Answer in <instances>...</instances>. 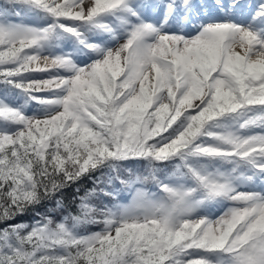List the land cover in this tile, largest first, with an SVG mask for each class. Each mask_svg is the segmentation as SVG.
<instances>
[{
	"label": "snow or ice",
	"instance_id": "1",
	"mask_svg": "<svg viewBox=\"0 0 264 264\" xmlns=\"http://www.w3.org/2000/svg\"><path fill=\"white\" fill-rule=\"evenodd\" d=\"M0 264H264V0H0Z\"/></svg>",
	"mask_w": 264,
	"mask_h": 264
},
{
	"label": "trees",
	"instance_id": "2",
	"mask_svg": "<svg viewBox=\"0 0 264 264\" xmlns=\"http://www.w3.org/2000/svg\"><path fill=\"white\" fill-rule=\"evenodd\" d=\"M84 183V185L86 186V187H91V184H90V182H88V181H85V182H83ZM71 192H72V190L71 189H69V190H67L66 192H65V199L66 200H68V201H70L71 200ZM48 206H51V205H48ZM73 208H74V206H73ZM45 209L44 208H41L40 209V211L41 212H43ZM56 215V218L57 219H59V217H60V213H56L55 214ZM20 220H24V221H31V219H32V215L31 214H27V215H25V216H23V217H20L19 218ZM93 230L96 228L95 226H90Z\"/></svg>",
	"mask_w": 264,
	"mask_h": 264
}]
</instances>
